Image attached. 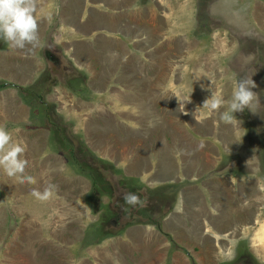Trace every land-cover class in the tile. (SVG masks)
I'll return each instance as SVG.
<instances>
[{"label": "crops", "instance_id": "1", "mask_svg": "<svg viewBox=\"0 0 264 264\" xmlns=\"http://www.w3.org/2000/svg\"><path fill=\"white\" fill-rule=\"evenodd\" d=\"M36 15L42 46L17 50L2 39L0 76L17 86L29 85L27 80L53 67L74 76L66 82L85 94L67 95L66 107L78 115L93 110L83 132L86 142L91 138L90 150L143 189H165L159 199L164 217L160 229L130 226L86 246V227L98 221L101 211H90V182L70 170L61 155L44 153L41 130L13 128V143L17 138L27 143L25 174L33 172L36 184L1 179L14 192L7 196L13 198L19 238L2 249L1 264H218L230 260L231 250L250 252L264 263V224L257 222L262 182L252 173L239 179L220 169L226 148L250 155L252 145H238L244 140L239 129L216 113L188 118L193 134L180 126L177 67L188 42L174 21L178 13L160 0H39ZM97 99L103 102L93 109ZM0 109V118L13 124L30 117L14 89L0 91ZM44 185H56V191L40 202L31 192ZM176 185L177 192L172 190ZM43 226L52 231V240L64 243L57 247L45 239Z\"/></svg>", "mask_w": 264, "mask_h": 264}, {"label": "rangeland", "instance_id": "2", "mask_svg": "<svg viewBox=\"0 0 264 264\" xmlns=\"http://www.w3.org/2000/svg\"><path fill=\"white\" fill-rule=\"evenodd\" d=\"M160 2L165 3V7L168 6L169 9H174L178 13L179 16L174 18V21L179 25L181 36L185 37L188 42L183 54H181L180 65L177 67L181 80L180 90L177 92L179 93L178 101L181 103L183 112V117L179 121L182 128H186L189 133L193 134L195 129L189 123L188 118H200L210 116V114L214 113L208 109H202L203 102L211 98L213 93L216 96L230 99L236 88L237 81L252 78L257 85L253 91L258 93L259 104L253 109L254 114L247 109L243 113H235L236 118L242 122L241 124L235 125V128L239 129L244 139L238 145L241 144L246 148L248 145H252L250 148H253L255 151H250V155H246L241 152V148H238L240 152H233L226 148L220 169L231 172L232 175L238 176L239 179H242L241 177L243 176L246 178L247 176L245 174L248 173H252L251 176L253 179L259 176L262 182L261 188L263 189L262 200H264V0H160ZM181 7L184 8L180 13L182 10L180 9ZM2 42L3 40L0 39V43ZM3 49L0 47V50ZM65 77L74 76L65 75L61 68L53 67L49 71L38 75L37 78L27 80L26 82H31L29 85L22 86L23 84H20L19 86L27 88L23 93L24 96H20L16 89L10 87V89L16 91L18 98L28 107L30 117L27 122L21 120L16 124H13V121L10 123V120L6 117H4V120L0 118V127L4 125L3 127L8 131H13V128L15 130L24 129L27 131L41 130L46 141L45 154L61 155L58 152H65L70 147L74 148L80 140H83L85 146L88 148L90 145L92 146L90 144L91 138L88 137L86 142L83 132L85 127L88 126V115L93 117V110H82V115L80 113L79 115L76 114L78 113L76 111H73L75 112L73 114L68 111L66 107L67 95H78L82 98L85 91L80 86L66 82ZM16 80L18 79L14 81ZM0 82L3 84L6 82L8 84V81H6L3 75L0 76ZM63 85L65 86L63 87ZM227 85L229 86V91H227ZM76 90L79 91L78 94L75 93ZM87 95L89 96L87 97L88 101L92 100L90 97L93 94L88 92ZM189 98L190 102H187ZM102 100H95L92 104L93 109L99 107L100 103L103 102ZM185 107H187L188 111H183ZM197 108H200V110L197 111ZM184 112H187L188 115H184ZM35 116L37 118L33 119ZM173 124L176 126V122ZM152 125L153 123L150 124V126ZM15 143L20 144L24 148L27 146V143L25 144L22 139L20 142V138H17ZM78 154L80 160H85L86 153L79 149ZM62 158L66 165L70 167V170L80 175L76 167L71 166L63 156ZM113 168L111 169L112 172ZM114 170L119 173L117 176L122 178L120 176L122 172L115 168ZM112 172L108 170L107 175L104 172L102 175L99 170L95 172L100 185L103 186L104 192L107 190L112 193V190L117 185L115 182L118 180V177L116 176L114 178V175L111 177L112 175L110 176V174ZM28 173L26 175H31L33 172L28 170ZM3 177L8 182L11 180L14 184L19 183L15 178L8 177L2 169L0 173V219L1 215L5 214V221L0 222V264L2 249L9 241L12 242L19 239L14 234L18 228V223L17 220L15 222L13 220L17 219L13 209V198L12 196L10 198L7 196L14 192L8 186V182L1 180ZM83 177L86 178L85 176ZM182 178L184 182L188 181V179H185L186 177L184 178L182 176ZM125 179L123 178V181ZM45 187L46 185L41 188L37 187V189L43 191ZM177 188L178 185L173 186L172 190L174 191ZM173 191H170V193L174 194ZM120 193L116 191L110 197L102 195L101 193L98 200H93L90 196V211L91 209L92 211L96 209L101 210L99 211L98 221L86 227V230L92 233L94 239L98 235L102 236L104 233H111L121 225V222H112L113 219H111V214L123 212V204L116 203ZM148 196L146 200L145 198L142 200L144 202L143 207L149 206V202L156 197L155 192H152V195L149 194ZM155 212L156 214L154 215L158 218L163 213V209L159 208ZM257 222L264 224V201L262 202ZM42 230L45 239L54 242L57 247L62 245V241L64 243V239L58 243H56V240H52L49 237L52 231L46 230L44 226ZM88 236L91 237V234ZM249 236V234L244 236V240H248ZM94 239L91 240L94 241ZM91 240H86L84 236L83 244L85 243L86 246L94 245L95 243ZM171 244L173 245V243ZM79 250L80 248L75 249L74 257L78 256ZM181 251L185 253L184 249ZM241 251L242 248L238 246L237 253L240 254ZM245 254L250 255V252H246ZM255 255L257 256L258 254ZM238 256L231 250L228 259H230L229 261H234L233 259H236ZM261 260L262 258L258 256L256 262L258 261V264H264ZM58 264L64 263L58 262Z\"/></svg>", "mask_w": 264, "mask_h": 264}, {"label": "clouds", "instance_id": "3", "mask_svg": "<svg viewBox=\"0 0 264 264\" xmlns=\"http://www.w3.org/2000/svg\"><path fill=\"white\" fill-rule=\"evenodd\" d=\"M38 4L39 0H0V39H3L10 48L32 51L42 46L36 15ZM256 87L252 78L241 79L237 81L230 99L213 93L211 98L203 102L202 109L216 113L227 124L234 126L241 124L235 113H243L247 109L254 114L253 109L259 104L258 93L253 91ZM187 102H190V98ZM198 110L200 108H197ZM184 114L188 115L187 112ZM24 153L23 146L13 143L11 132L0 127V168L8 177L15 178L21 184L25 182L36 184L33 176L25 174L28 161L23 158ZM55 191L56 185H48L43 191L33 189L31 195L40 202H47L54 196ZM123 200L126 205L132 207L144 206V202L135 193H125Z\"/></svg>", "mask_w": 264, "mask_h": 264}, {"label": "trees", "instance_id": "4", "mask_svg": "<svg viewBox=\"0 0 264 264\" xmlns=\"http://www.w3.org/2000/svg\"><path fill=\"white\" fill-rule=\"evenodd\" d=\"M10 87L16 89L20 96H24L23 93L27 90V88H24L21 86L18 87V86L9 84V83L7 84L6 82L4 84L2 82H0V91L4 90L6 88H10ZM22 100H23V98H22ZM36 118L37 117L35 116L33 119H36ZM33 119H31V120H33ZM32 127H34V126H32ZM27 128H29V127L27 126ZM79 149H81L84 153L87 154L85 160H80V158L78 157L79 156V154H78ZM58 153H61V155L66 159V161L71 166H73L74 168L76 167L77 172H79L80 175L85 176L89 180L90 185H91L90 196L93 198V200H98L99 195L101 193H102V195H106V196L110 197L112 195V193H114L116 191L121 192L117 198L121 199L120 200L121 204L124 205V208L122 209L123 212L122 213L118 212L116 214L114 213L113 215L111 214L112 217L110 216L111 219H113L112 222L119 221V223L121 222V225L118 228H116L115 230H113L111 233H104L102 236L98 235V237L103 238V237L118 235L125 228L130 227V226H135V225H153L157 229H160V221L164 217V214H160V216L158 218H156L154 214H156L155 211H157V210L153 206L140 207L139 205H137L136 207H132L130 205H126L124 200H123V195L125 193L131 192V193H135L137 196H139L141 200H144V198L146 200L149 197L148 196L149 194L152 195V192H155L156 197H154L153 200H155V199L159 200L161 198V196L164 193H166L165 189L149 191V190L143 189L142 186L136 181L125 179V178H124L125 181H123V178H119V176H117L119 173H117L114 170V168H113V172H112V170H111L112 166L107 161L99 158L87 146H85L83 140H80L78 142V144L74 146V148L70 147L65 152H58ZM98 170L100 171V173L102 175H103V172L106 174V173H108V170H109V172L111 171L112 173H114V174H112V173L110 174V176L112 175L111 177H113V175H114V178L116 176L118 177V180L115 182L117 185L114 187V190H112V193H110L107 190H106V192L103 191V186L100 185L98 178H97V175L95 174V172ZM120 180H121V182H119ZM121 183H122V185L120 186ZM174 191L177 192V189H175ZM108 192H109V194H108ZM123 205H122V207H123ZM124 209H126V210H124ZM111 210H112V207H111ZM104 218H106V217H104ZM86 231L87 232L84 235L85 239L86 240L94 239L92 237V233H90L89 230H86ZM90 234H91V237L88 236ZM95 239H94V241H96ZM91 241L94 242L93 240H91Z\"/></svg>", "mask_w": 264, "mask_h": 264}, {"label": "flooded vegetation", "instance_id": "5", "mask_svg": "<svg viewBox=\"0 0 264 264\" xmlns=\"http://www.w3.org/2000/svg\"><path fill=\"white\" fill-rule=\"evenodd\" d=\"M120 200L121 199L117 198L116 203L122 205ZM161 203L162 202L155 199V200H151V202H149V206H153L156 210H158L159 207L161 206ZM120 205H118V206H120ZM122 209H123V207H122ZM233 260L234 261H227V262L218 263V264H258L256 262V260L248 254L239 255L238 257H236V259H233Z\"/></svg>", "mask_w": 264, "mask_h": 264}]
</instances>
